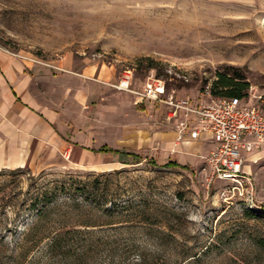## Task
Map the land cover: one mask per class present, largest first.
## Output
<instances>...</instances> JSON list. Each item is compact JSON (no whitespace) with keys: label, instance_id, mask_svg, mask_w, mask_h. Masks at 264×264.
Listing matches in <instances>:
<instances>
[{"label":"rangeland","instance_id":"obj_1","mask_svg":"<svg viewBox=\"0 0 264 264\" xmlns=\"http://www.w3.org/2000/svg\"><path fill=\"white\" fill-rule=\"evenodd\" d=\"M263 19L264 0H0V47L86 93L34 83L75 122L62 166L0 170V264H264V154L244 162L240 184H208L210 148L170 149L168 106L140 107L109 84L131 70L136 89L157 77L164 96L202 105L219 97L215 72L237 70L242 101L264 115ZM101 143L119 152L92 153ZM74 145L91 158L70 164Z\"/></svg>","mask_w":264,"mask_h":264},{"label":"crops","instance_id":"obj_2","mask_svg":"<svg viewBox=\"0 0 264 264\" xmlns=\"http://www.w3.org/2000/svg\"><path fill=\"white\" fill-rule=\"evenodd\" d=\"M37 66L11 56L0 47V170L28 168L41 171L64 164L59 152L67 142L62 135L65 133V124L69 122L71 125L75 121L71 116L65 117L62 113V105H60L62 101L49 99L48 102L45 99L48 94L42 88H36L34 83L36 80H52L57 85H64L56 86L60 94L67 95L70 92L72 96H84L86 93L79 88L80 81L75 76L43 74L37 71L40 70ZM60 69L59 71L64 70L62 67ZM63 82H68V84H62ZM135 104L142 107L148 104L152 106L154 103L145 99ZM78 134L79 132L72 135L71 139L77 140L80 137L84 141L85 134L82 133L81 136ZM101 144L96 149H90L91 152L112 153L109 151L111 147L105 143ZM214 146L209 133L203 132L196 138L174 141L170 149L178 151L181 147V150L190 149L198 152L210 148L208 154ZM81 150L78 145L66 148L64 150L65 159L70 164L77 165L80 161L91 158V155L82 153ZM261 153L264 154V141L248 152V155L245 154V161H253Z\"/></svg>","mask_w":264,"mask_h":264},{"label":"built area","instance_id":"obj_3","mask_svg":"<svg viewBox=\"0 0 264 264\" xmlns=\"http://www.w3.org/2000/svg\"><path fill=\"white\" fill-rule=\"evenodd\" d=\"M109 84L133 94L134 103L147 99L167 105V118L177 121L176 142L186 135L196 138L209 133L215 146L204 158L208 184L215 180L240 184L245 154L264 141V115L242 99L218 97L206 104H194L189 99H176L172 93L164 96V81L157 77H149L141 89H136L131 70L123 71L117 82Z\"/></svg>","mask_w":264,"mask_h":264},{"label":"trees","instance_id":"obj_4","mask_svg":"<svg viewBox=\"0 0 264 264\" xmlns=\"http://www.w3.org/2000/svg\"><path fill=\"white\" fill-rule=\"evenodd\" d=\"M248 88H249V83L248 81L245 80V77L241 72L237 70L233 72L216 71L215 79L211 83L210 93L213 96L235 97L242 99L247 95ZM109 151L113 153L119 152L117 149H109ZM148 163H153V160L149 159ZM161 166L176 167L179 166V164L175 160H168L165 163H163ZM182 166L185 167L186 165H182ZM36 205H37L36 201H33L32 203H30V208H35ZM43 212H48L47 207H40V209H36L38 219ZM60 238L61 237L58 234H54L51 236L49 243V247L51 250H56L58 248ZM257 244L262 249H264V238H259L257 240Z\"/></svg>","mask_w":264,"mask_h":264},{"label":"bare ground","instance_id":"obj_5","mask_svg":"<svg viewBox=\"0 0 264 264\" xmlns=\"http://www.w3.org/2000/svg\"><path fill=\"white\" fill-rule=\"evenodd\" d=\"M263 25H264V19H263Z\"/></svg>","mask_w":264,"mask_h":264}]
</instances>
